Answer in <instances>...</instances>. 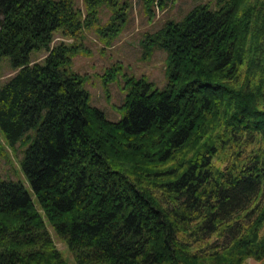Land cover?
<instances>
[{"label":"trees","instance_id":"trees-1","mask_svg":"<svg viewBox=\"0 0 264 264\" xmlns=\"http://www.w3.org/2000/svg\"><path fill=\"white\" fill-rule=\"evenodd\" d=\"M83 1L0 0V59L17 68L0 132L32 189L0 174V264H70L47 224L77 264H264V0L198 3L147 33L166 83L107 66L104 86L123 75L118 119L71 59L86 27L111 42L130 4ZM166 1L143 0L149 17Z\"/></svg>","mask_w":264,"mask_h":264},{"label":"rangeland","instance_id":"rangeland-1","mask_svg":"<svg viewBox=\"0 0 264 264\" xmlns=\"http://www.w3.org/2000/svg\"><path fill=\"white\" fill-rule=\"evenodd\" d=\"M128 16L126 23L111 42H105L97 33L94 26L85 28L83 36L78 43H81V50L73 55L71 59L72 67L79 72L86 74L85 87L90 94V102L100 107L105 115L110 119H118L124 113L120 106L123 101L124 89L123 75L110 81L106 86L101 80V73L113 62L123 63V71L126 74L139 76L146 75L154 85L163 87L166 83L165 58L166 50L158 45H154L149 52L144 45L145 35L159 28L167 19H179L195 4L207 2L214 5L216 0H167L163 7L154 5V14H149L143 4V0H128ZM75 5L82 7L83 0H74ZM99 20H108L111 11L104 2L99 6ZM51 44L60 40L72 41L70 37L60 35L56 32ZM47 54L45 48L33 50L31 52V62L40 61ZM17 68L12 66L8 56L0 59V83L4 82ZM22 153V145L17 143L10 146L0 132V174L15 179H20L32 191L19 164ZM50 229L54 244L61 250L63 256L70 264H77L73 253L67 243L53 228Z\"/></svg>","mask_w":264,"mask_h":264}]
</instances>
